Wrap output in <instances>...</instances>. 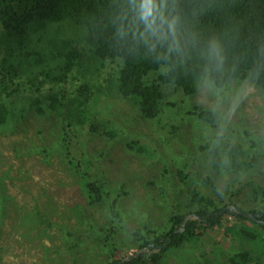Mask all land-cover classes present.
Listing matches in <instances>:
<instances>
[{
  "label": "trees",
  "instance_id": "1",
  "mask_svg": "<svg viewBox=\"0 0 264 264\" xmlns=\"http://www.w3.org/2000/svg\"><path fill=\"white\" fill-rule=\"evenodd\" d=\"M141 2L0 0V133L13 131L16 117L25 116L28 108L40 114L52 110L61 123L64 142L60 149L70 162L72 143L68 141L83 136V131L97 133L101 124L106 136L120 135L119 129L106 122L105 118L110 115L98 113L96 109L103 98L100 90L106 88V83L123 98L136 97L144 119L160 115L167 89H181L184 95L194 96L201 81L222 88L232 80H241L264 90V0H152L156 7L147 21L140 18ZM57 25L66 29L65 32L54 28ZM39 31L51 34L48 39L43 35L37 38ZM107 67L109 78L103 77ZM161 68L165 69L149 76ZM26 84L28 95L22 89ZM190 113L213 128L220 120L218 110L202 103L194 104ZM165 121L162 118L157 124L167 126ZM126 145L134 150L135 141L131 139ZM256 147H259L257 143L248 145L241 140L226 143L216 135L200 148L209 161L207 168L218 178L230 173L236 177L243 173L250 176L247 211L264 220V181L254 184L251 176L264 158ZM145 148L141 144L139 151ZM81 160L87 167L90 165L85 158L73 159L76 170L81 169ZM181 164L169 178L177 176L183 184H195L187 205H174L167 229L149 230L147 236L139 230L134 232L139 248L153 242H168L172 234L168 247L148 255L118 259L120 246L111 238L115 226H101L105 235L98 248L106 253L105 259L95 264H159L170 248L200 238L208 228L221 226L251 244L231 255L229 264H264V222L236 210L208 215L226 206L241 204L234 198L238 191L230 189L237 179H231L225 193L213 189L215 195L209 196L196 186L202 181L216 189L210 173L201 177L199 172ZM89 176L90 204L109 200L112 214L119 218L115 208L120 192L125 191L111 190L105 181L93 178V174ZM111 194L115 197L111 198ZM189 214L202 217L190 218L182 232L174 233ZM227 216L237 222L229 224ZM86 221L92 223L89 217ZM246 221L254 227L243 225ZM237 225L242 226L236 229ZM66 239L70 249L81 247L79 236L74 241ZM73 257L72 264H80L81 259L75 254ZM94 260L85 256L81 261L94 264ZM1 261L0 255V264Z\"/></svg>",
  "mask_w": 264,
  "mask_h": 264
},
{
  "label": "rangeland",
  "instance_id": "2",
  "mask_svg": "<svg viewBox=\"0 0 264 264\" xmlns=\"http://www.w3.org/2000/svg\"><path fill=\"white\" fill-rule=\"evenodd\" d=\"M54 28H60L63 33L66 30L60 25ZM50 34L39 31L36 37L43 35L48 39ZM164 69L153 71L149 76ZM109 70L108 67L103 70V77L109 78ZM107 84L100 90L103 98L96 109L98 113L110 115L105 118L106 122L119 129L120 135L106 136L100 124L97 133L83 131V136L68 141L72 143L73 154L69 156L85 158L89 161L88 167L81 160V169L77 171L73 159L69 162L65 151L60 149L64 142L61 123L52 110L40 114L28 108L25 116L16 117L13 131L0 133L2 264H72L74 254L81 260L85 256L94 257L95 264L105 259L106 253L98 248L105 235L100 227L109 225L115 226L111 238L120 246L118 259L139 250L146 255L159 251L155 246L139 248L134 232L139 230L147 236L149 230L167 229L174 205H187L195 184H183L177 176L169 178L170 173H177L182 162L201 177L210 173L209 161L200 147L208 145L216 135L226 143L237 140L248 145L257 143V150L264 156V90L249 81L232 80L222 88L201 81L194 96L184 95L181 89H167L160 115L152 119L142 118L136 97L123 98ZM22 89L26 95L30 93L28 84ZM197 103L219 111L217 127L190 113ZM162 118L167 126L157 124ZM131 139L135 141L134 150L126 145ZM141 144L146 150L139 151ZM89 173L108 183L111 190L125 191L120 192L115 208L119 218L112 214L109 200L90 204ZM210 176L216 189L202 181H198L196 189L214 196L213 189L225 193L231 179H237L230 189L238 191L234 198L247 210L246 199L251 195L248 174L236 177L230 173L218 178L211 172ZM251 176L254 184L264 181V158ZM86 217L91 218L92 225ZM227 221L237 222L232 216H227ZM242 223L254 227L249 221ZM75 236H79L78 242L82 244L72 250L66 237L74 241ZM250 246V242L222 226L208 228L200 238L164 252L159 264H229L231 255Z\"/></svg>",
  "mask_w": 264,
  "mask_h": 264
},
{
  "label": "water",
  "instance_id": "3",
  "mask_svg": "<svg viewBox=\"0 0 264 264\" xmlns=\"http://www.w3.org/2000/svg\"><path fill=\"white\" fill-rule=\"evenodd\" d=\"M228 210H236V211H238L239 213L243 214L244 216H246V217H248V218H250V219L258 220V221H262V222H264V220H260V219H259V216H260V215L255 214V213H251V212H249V211L243 209V208L240 207L239 205H230V206H226V207L222 208L221 210H219L218 212H210L208 215H212V214L222 215V214H224V213H225L226 211H228ZM191 217H193V218H199V217H200V218H201L202 216H198V215H196V214H189V215L186 217L185 221L183 222L182 227H181L180 229L174 231V233L182 232V231L185 229L186 221L189 220ZM171 240H172V234L169 235V237H168V242H165V243H163V244L153 242V243H151L150 245L146 246V248L149 249V248H151L152 246H153V247L155 246V247H157V248H165V247H167V246L170 244ZM140 253H141V250H139L138 252H136V253L130 255L129 257L125 258L124 260H126V259H130L131 257H133V256H135V255H137V254H140Z\"/></svg>",
  "mask_w": 264,
  "mask_h": 264
},
{
  "label": "clouds",
  "instance_id": "4",
  "mask_svg": "<svg viewBox=\"0 0 264 264\" xmlns=\"http://www.w3.org/2000/svg\"><path fill=\"white\" fill-rule=\"evenodd\" d=\"M155 7L152 0H142L140 4V18L147 21L148 17L152 16Z\"/></svg>",
  "mask_w": 264,
  "mask_h": 264
}]
</instances>
